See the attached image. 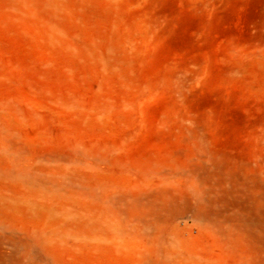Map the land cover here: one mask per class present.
Wrapping results in <instances>:
<instances>
[{
	"label": "rangeland",
	"instance_id": "rangeland-1",
	"mask_svg": "<svg viewBox=\"0 0 264 264\" xmlns=\"http://www.w3.org/2000/svg\"><path fill=\"white\" fill-rule=\"evenodd\" d=\"M0 264H264V0H0Z\"/></svg>",
	"mask_w": 264,
	"mask_h": 264
}]
</instances>
